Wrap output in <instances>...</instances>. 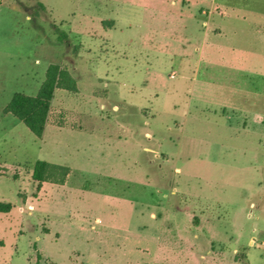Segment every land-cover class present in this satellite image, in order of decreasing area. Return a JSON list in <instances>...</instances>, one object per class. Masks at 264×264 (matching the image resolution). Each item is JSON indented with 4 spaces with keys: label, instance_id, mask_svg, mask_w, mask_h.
Instances as JSON below:
<instances>
[{
    "label": "rangeland",
    "instance_id": "1",
    "mask_svg": "<svg viewBox=\"0 0 264 264\" xmlns=\"http://www.w3.org/2000/svg\"><path fill=\"white\" fill-rule=\"evenodd\" d=\"M0 201V264H264V0H0Z\"/></svg>",
    "mask_w": 264,
    "mask_h": 264
},
{
    "label": "trees",
    "instance_id": "2",
    "mask_svg": "<svg viewBox=\"0 0 264 264\" xmlns=\"http://www.w3.org/2000/svg\"><path fill=\"white\" fill-rule=\"evenodd\" d=\"M103 24L105 27L112 28L114 21L104 20ZM57 89L74 94L80 92L78 79L71 70L65 65L51 63L47 67L45 79L38 92L35 95L16 92L4 107L3 112L13 114L23 121L36 136L42 137L49 124L52 101ZM57 125L65 127L66 123L59 119ZM71 173L72 168L66 164L39 159L34 164L32 176L40 188L43 183L64 186L69 181ZM13 207L11 202L0 201V212L8 213ZM236 261H240L238 257Z\"/></svg>",
    "mask_w": 264,
    "mask_h": 264
},
{
    "label": "crops",
    "instance_id": "3",
    "mask_svg": "<svg viewBox=\"0 0 264 264\" xmlns=\"http://www.w3.org/2000/svg\"><path fill=\"white\" fill-rule=\"evenodd\" d=\"M256 118L259 119V118H263V115H259V114H256ZM256 128V127H255ZM252 244V240L249 242V245ZM262 245H264V241L262 242ZM244 248L246 249V256L247 258L249 259V261H251L250 259V254H249V250L251 249L250 247H245ZM261 256L263 257L264 255L261 254ZM234 262H238V261H234Z\"/></svg>",
    "mask_w": 264,
    "mask_h": 264
}]
</instances>
